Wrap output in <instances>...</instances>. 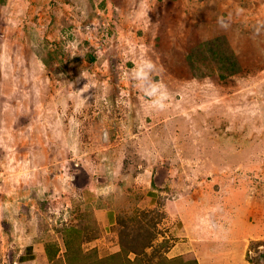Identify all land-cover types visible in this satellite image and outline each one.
Here are the masks:
<instances>
[{
	"label": "rangeland",
	"instance_id": "374dc122",
	"mask_svg": "<svg viewBox=\"0 0 264 264\" xmlns=\"http://www.w3.org/2000/svg\"><path fill=\"white\" fill-rule=\"evenodd\" d=\"M241 236L264 264V0H0V264Z\"/></svg>",
	"mask_w": 264,
	"mask_h": 264
},
{
	"label": "crops",
	"instance_id": "0c3cea01",
	"mask_svg": "<svg viewBox=\"0 0 264 264\" xmlns=\"http://www.w3.org/2000/svg\"><path fill=\"white\" fill-rule=\"evenodd\" d=\"M243 238L240 237L242 243L241 260L240 264H250L245 259V247L243 245ZM49 245L40 243L38 241H30L22 245L19 248L15 256H11L9 264H51L52 254L49 251ZM209 252L202 245H198L194 248H189L185 252L174 250L172 253L169 251L168 255H165L164 262L160 264H206L205 257H209ZM221 257V256H220ZM214 264V263H212Z\"/></svg>",
	"mask_w": 264,
	"mask_h": 264
}]
</instances>
